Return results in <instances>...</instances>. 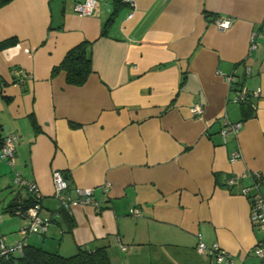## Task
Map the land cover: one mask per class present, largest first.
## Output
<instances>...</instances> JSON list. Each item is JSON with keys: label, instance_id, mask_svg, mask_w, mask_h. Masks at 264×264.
<instances>
[{"label": "crops", "instance_id": "1", "mask_svg": "<svg viewBox=\"0 0 264 264\" xmlns=\"http://www.w3.org/2000/svg\"><path fill=\"white\" fill-rule=\"evenodd\" d=\"M79 1L0 7V44L14 40L0 46V127L17 135L13 162L0 159V241L62 255L105 246L112 264H227L198 252L201 240L217 243L233 264H259L252 248L264 229L239 189L250 173L264 177V36L249 51L264 0L123 1L105 34L114 0H97L92 15L74 10ZM216 16L230 17L231 27L218 29ZM83 41L92 67L84 84H68L63 70L52 75ZM231 73L235 84L259 91L249 103L228 100ZM195 103L201 113L192 112ZM226 120L241 126L223 138ZM234 151L240 156L231 160ZM53 170L71 196L92 188L100 210L62 206ZM15 175L39 188L46 233L23 237L28 219L9 205L28 193ZM233 176L240 180L228 188Z\"/></svg>", "mask_w": 264, "mask_h": 264}, {"label": "built area", "instance_id": "2", "mask_svg": "<svg viewBox=\"0 0 264 264\" xmlns=\"http://www.w3.org/2000/svg\"><path fill=\"white\" fill-rule=\"evenodd\" d=\"M125 2H130V0H123ZM97 6V0H82L76 2L74 4V10L81 15H92ZM132 16L130 12L128 14V18ZM213 23L220 30H226L231 27L232 19L230 17H219L216 16L213 19ZM264 36V23L260 25L259 30L254 31L249 38V51H252L257 46V37ZM246 72L249 71L248 67L245 68ZM13 74L18 78L28 77L23 70H14ZM226 81L229 85V94L228 100L232 103L241 104L247 101L251 95H257L259 93L258 90L250 91L244 85L235 84V74L231 73L225 76ZM192 112L201 113V107L195 103L191 107ZM241 126V122H231L226 120L223 126L220 129V133L222 137L229 133H236ZM16 142L17 135L13 132H8L4 135L3 142L0 147V159L7 160L12 163L13 158L16 152ZM240 156L239 151H234L231 155V160H234ZM252 181L248 185H243L239 189V193L242 196L249 197L251 209H250V219L252 223L264 229V195H262L260 191V185L262 181H264V177H262L259 173H250ZM240 177H229L227 178L225 185L228 188L233 187L239 182ZM13 182L16 186L24 188L28 196H30L34 203L27 207L24 210L17 209L16 213L19 216H22L28 219L27 225L25 226L23 232V237L26 236L27 233L32 234H44L48 230L49 220L43 218L40 214V199L41 193L36 183L33 181H29L20 175H15ZM52 184H53V192L54 196L61 202L62 206H67L70 202L75 201L82 204H90L95 207L96 210H100V204L96 200L93 194L92 188H82L76 187L74 188L75 196H71L68 193V183L64 177V174L60 170L52 171ZM108 189V185L103 187V190L106 191ZM133 216H138L140 211L138 209H134L131 211ZM25 245L24 240L17 242L13 246H7L2 241H0V254L6 255L10 252L21 253L23 246ZM196 249L198 252L207 253L214 263L226 262L227 264H233V260L231 256L226 253L224 249H220L217 243H213L212 245H207L203 241L199 240ZM253 254L259 259V264H264V240H258L252 248Z\"/></svg>", "mask_w": 264, "mask_h": 264}, {"label": "trees", "instance_id": "3", "mask_svg": "<svg viewBox=\"0 0 264 264\" xmlns=\"http://www.w3.org/2000/svg\"><path fill=\"white\" fill-rule=\"evenodd\" d=\"M11 0H0V7ZM123 0H114V12L104 21L101 34H105L108 26L113 22L118 8L122 5ZM14 40H8L0 44L4 46L13 43ZM90 43L83 41L70 48L58 66L52 68V75L63 70L66 76V82L71 85L80 86L84 84L88 75L92 71ZM244 103H249V99ZM241 103V104H244ZM4 135L0 127V147ZM34 200L28 196L23 200L17 197L10 205L12 211L17 209L24 210L31 206ZM0 264H112L105 246L95 248L79 247L71 255H62L57 252L45 250L35 245L23 246L22 252H10L6 255L0 254Z\"/></svg>", "mask_w": 264, "mask_h": 264}]
</instances>
